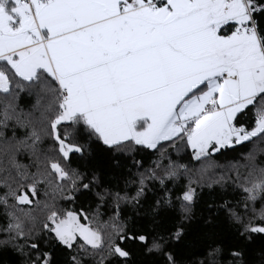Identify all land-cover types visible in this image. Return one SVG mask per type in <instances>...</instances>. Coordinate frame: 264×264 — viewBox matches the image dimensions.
Segmentation results:
<instances>
[{"label":"trees","instance_id":"obj_1","mask_svg":"<svg viewBox=\"0 0 264 264\" xmlns=\"http://www.w3.org/2000/svg\"><path fill=\"white\" fill-rule=\"evenodd\" d=\"M246 1L264 37V0ZM0 72L10 82L0 90V264H264V125L208 152L209 165L194 158L185 134L153 148L108 144L82 116L56 123L37 149L24 139L55 122L62 89L49 71L26 78L7 58ZM263 116L264 91L232 123L251 131ZM61 142L72 147L66 155ZM165 157L180 167L176 176L152 173ZM67 212L85 216L97 244L67 247L55 238Z\"/></svg>","mask_w":264,"mask_h":264},{"label":"rangeland","instance_id":"obj_2","mask_svg":"<svg viewBox=\"0 0 264 264\" xmlns=\"http://www.w3.org/2000/svg\"><path fill=\"white\" fill-rule=\"evenodd\" d=\"M68 1L77 4L76 0ZM111 1L107 5L111 6ZM137 1L140 3L142 0ZM65 4L64 0H0V51L9 52L14 49L4 58L23 77L29 78L39 68L59 74L60 62L52 47L41 45L39 40L45 27L57 28L58 21L69 20L58 15L60 6ZM248 7L246 0H165L159 5L146 7V13L149 14L151 10L154 12V44L162 45L164 37H170L179 43L183 51L180 60H184L186 64L190 60L192 48H195L196 62L189 67H195L194 72L200 74V81H196L192 88L198 89L197 85L205 83L200 91L193 95L186 93L180 107L172 109L169 105H159V99L183 88L185 82L164 85L159 91L153 92L158 93V96L153 98L151 108L137 111L126 106L124 110H115V113L119 112L123 117L117 122L116 129H109L113 111H106L104 105L117 99V90H113L115 83H108L100 98L99 88L90 90L89 79L94 75L85 72L83 80L81 74L72 72L68 79H63L62 76V80L58 82L67 90V98L62 94L63 102L58 118L51 126L46 127L47 132L45 129L38 132L39 136L32 135L24 141H34L32 147L36 145L37 149H41L42 143L51 141V135L56 134L52 133L56 123H68L77 115H84L108 144L132 139L135 143L153 148L163 141L185 134L193 156L197 159L255 134L263 127L264 116L259 118L251 131L241 132L232 123L234 115L254 96L264 91V37L252 20ZM162 16L169 18L164 27ZM52 24L53 27L50 26ZM90 29L97 30L96 26ZM178 32H182V36L178 37ZM22 46L24 47L21 48ZM45 47H48V51ZM6 78L0 72L1 91H7L10 87ZM209 98L215 100L213 105L208 104ZM101 114L104 121L99 124L97 116ZM137 118H143L147 123L136 129L132 123ZM111 132L113 134L109 135ZM180 147L184 148L183 145ZM60 150L66 155L72 147L61 142ZM201 162L210 164L205 159ZM52 165L53 170L63 177L62 167L58 163ZM152 168V173L156 172L154 175L160 178L163 174L173 177L180 172V167L166 157L159 158L156 166ZM19 201L28 203L29 198L23 194Z\"/></svg>","mask_w":264,"mask_h":264},{"label":"crops","instance_id":"obj_3","mask_svg":"<svg viewBox=\"0 0 264 264\" xmlns=\"http://www.w3.org/2000/svg\"><path fill=\"white\" fill-rule=\"evenodd\" d=\"M64 1L66 4L60 6L58 15L69 20L58 21L57 28L45 27L39 42L41 45H50L60 62L59 74L50 70L57 82L62 80V76L63 79H68L72 72L81 74L84 80L85 72H90L94 75L89 79L90 90L99 88L100 98L104 95L108 83H115L113 90H117V99L104 105L106 111H113L109 129H116L117 122L123 117V114L115 113V110H124L126 106H131L137 111L151 108L153 98L158 96V93L153 92L159 91L164 85L185 82L183 88L159 99V105H169L172 109L180 107L183 95L195 90L192 86L196 81H200V74L194 72L195 67H189L196 62L195 48H192L190 60L186 64L184 60H180L183 51L178 42L164 37L162 45L154 44V12L151 10L148 14L144 9L159 5L165 0H142L140 3L137 0H133V3L112 0L111 6L107 5L109 0H76L77 4ZM168 20V17L162 16L163 27L167 25ZM94 26L96 31L90 29ZM70 35L72 38H69ZM176 35L180 37L182 32ZM45 49L48 51V47ZM13 51L14 49L9 52L0 51V58L10 55ZM199 58L198 55L197 62ZM58 85L67 98L66 88H62L60 83ZM209 103L213 105L215 100L209 98ZM82 117L85 119L84 115ZM138 119L143 118H137L132 126H136ZM97 121L99 124L104 121L102 114L97 116Z\"/></svg>","mask_w":264,"mask_h":264},{"label":"water","instance_id":"obj_4","mask_svg":"<svg viewBox=\"0 0 264 264\" xmlns=\"http://www.w3.org/2000/svg\"><path fill=\"white\" fill-rule=\"evenodd\" d=\"M74 216L73 212H67L62 220L55 223L52 228V233L54 234L55 238L62 244L67 247L74 242L76 238V229H73L75 226L72 223H68L70 217ZM90 230V237L93 239H97L98 241V234L93 231L91 228L87 227ZM98 243V242H97ZM93 243V244H97Z\"/></svg>","mask_w":264,"mask_h":264},{"label":"flooded vegetation","instance_id":"obj_5","mask_svg":"<svg viewBox=\"0 0 264 264\" xmlns=\"http://www.w3.org/2000/svg\"><path fill=\"white\" fill-rule=\"evenodd\" d=\"M73 214H74V216L70 217V220L68 223L71 222L72 225L75 226L73 229H76V238H75L74 242L76 240L80 239L82 242L89 244V245L93 244V243H97L98 242L97 239H93L90 237L91 236L90 230L87 228V227H89V225L86 222L85 216L82 213L77 214V213L73 212Z\"/></svg>","mask_w":264,"mask_h":264},{"label":"built area","instance_id":"obj_6","mask_svg":"<svg viewBox=\"0 0 264 264\" xmlns=\"http://www.w3.org/2000/svg\"><path fill=\"white\" fill-rule=\"evenodd\" d=\"M125 3H133V0H123Z\"/></svg>","mask_w":264,"mask_h":264}]
</instances>
